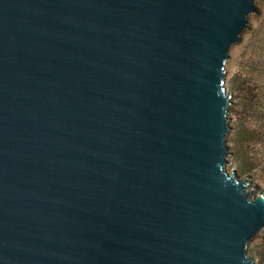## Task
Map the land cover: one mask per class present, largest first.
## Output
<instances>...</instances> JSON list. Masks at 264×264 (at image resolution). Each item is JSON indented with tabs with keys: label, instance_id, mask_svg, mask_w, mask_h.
I'll return each instance as SVG.
<instances>
[{
	"label": "water",
	"instance_id": "1",
	"mask_svg": "<svg viewBox=\"0 0 264 264\" xmlns=\"http://www.w3.org/2000/svg\"><path fill=\"white\" fill-rule=\"evenodd\" d=\"M261 1L0 0V264H256L228 165Z\"/></svg>",
	"mask_w": 264,
	"mask_h": 264
},
{
	"label": "trees",
	"instance_id": "2",
	"mask_svg": "<svg viewBox=\"0 0 264 264\" xmlns=\"http://www.w3.org/2000/svg\"><path fill=\"white\" fill-rule=\"evenodd\" d=\"M262 25L264 22L253 28L250 27L251 32L255 31V34L249 40L251 42L246 57V71L243 74L244 77L234 83L238 105L244 114L253 119L252 125H241L235 132L234 138L231 137L234 148L240 156L250 154V148L258 143L261 144L264 135V35H262ZM256 160V156L252 157V163L248 167L249 172L258 168ZM261 246L263 247L262 251H260ZM249 252L253 256H261V259L264 260V237L262 245L255 246ZM262 262L264 263V261Z\"/></svg>",
	"mask_w": 264,
	"mask_h": 264
},
{
	"label": "rangeland",
	"instance_id": "3",
	"mask_svg": "<svg viewBox=\"0 0 264 264\" xmlns=\"http://www.w3.org/2000/svg\"><path fill=\"white\" fill-rule=\"evenodd\" d=\"M264 22V0L261 1L258 9L255 11L253 16L250 18L248 26L246 28L244 36L238 42L235 47L234 54L232 57L231 65H230V92H231V100L234 103V117H233V133L232 137L234 138L235 132H237L238 128L245 124L246 126H250L253 124V119L248 115L244 114L238 105L237 101V92L234 87V83L241 78L244 77L243 74L246 71V57L248 55V47H250V38L255 34L252 33L250 27H255L258 24H262ZM262 35H264V25H262ZM250 154L240 156L237 153V150L234 148L233 141H231V149H230V157H229V165H228V173L235 171L238 176L242 174V178L248 177L250 184H252L255 180H257V188L264 191V135L262 137L261 144L258 143L255 146L250 148ZM257 157L256 162L258 161V168L255 171L249 172V165L252 163V157ZM249 184V185H250ZM264 234L258 236L254 239L253 242L249 243L248 252L253 250V248L257 245H262ZM262 247V246H261ZM263 247L260 249L262 251ZM255 257L256 264H264L261 259V256L257 255Z\"/></svg>",
	"mask_w": 264,
	"mask_h": 264
}]
</instances>
